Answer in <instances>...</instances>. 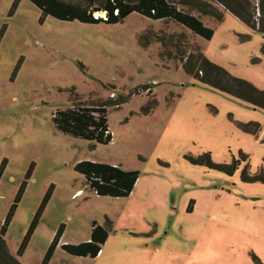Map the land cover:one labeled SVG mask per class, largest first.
Wrapping results in <instances>:
<instances>
[{
	"label": "rangeland",
	"instance_id": "rangeland-1",
	"mask_svg": "<svg viewBox=\"0 0 264 264\" xmlns=\"http://www.w3.org/2000/svg\"><path fill=\"white\" fill-rule=\"evenodd\" d=\"M14 1L0 0V229L27 184L6 236L10 254L52 189L22 264H42L61 225L62 241L77 245L93 222L110 223L96 259L58 247L50 264H264V111L182 67L202 52L264 90V34L215 0L202 1L222 22L180 6L214 29L211 40L138 14L117 25L43 18L31 0L9 18ZM78 102L111 104L109 145L55 129L52 114ZM205 154L238 169L229 175L191 162ZM82 161L140 177L128 198L101 197L76 172Z\"/></svg>",
	"mask_w": 264,
	"mask_h": 264
},
{
	"label": "trees",
	"instance_id": "trees-1",
	"mask_svg": "<svg viewBox=\"0 0 264 264\" xmlns=\"http://www.w3.org/2000/svg\"><path fill=\"white\" fill-rule=\"evenodd\" d=\"M21 0H15L8 17L15 14ZM233 15L247 24L253 30L264 34V0L253 4L251 0H215ZM40 10L43 18L52 17L63 22H79L88 25H117L123 23L130 15L138 14L152 21L172 20L205 40H211L214 29L207 27L203 21L191 12L181 7H192L193 10L206 16L223 21L224 16L209 3L202 0H31ZM99 15V16H98ZM5 32V26L1 35ZM184 72L200 84L214 90L226 93L240 102L264 111V90H259L252 83L233 77L223 67L212 63L202 52L191 53L182 60ZM109 102L100 105H85L74 103L65 109H58L52 114L55 129L63 135L89 141L98 145H109L113 140L109 127ZM194 165L205 166L232 175L238 169V162L233 165L214 163L210 154L200 159H191ZM6 161L0 167V179L6 169ZM75 170L85 177L89 187L98 196L114 199L128 198L133 192L140 177V172L125 170L120 166L94 161L79 162ZM247 180L245 176L242 177ZM264 182V178L260 177ZM24 182L15 197L7 217L0 229V264H22L20 259L28 248L39 221L48 205L52 189L46 194L37 211L16 256L10 254L6 236L13 221L16 210L21 202L26 188ZM110 223L100 225L93 222L91 236L88 241L73 244H63L61 248L76 257L96 259L102 251L110 235ZM64 234L61 225L42 261L50 264L55 251Z\"/></svg>",
	"mask_w": 264,
	"mask_h": 264
},
{
	"label": "crops",
	"instance_id": "crops-1",
	"mask_svg": "<svg viewBox=\"0 0 264 264\" xmlns=\"http://www.w3.org/2000/svg\"><path fill=\"white\" fill-rule=\"evenodd\" d=\"M116 166V165H115ZM137 184V183H136ZM136 186V185H135ZM135 189V188H134ZM8 234V233H7ZM33 237V236H32ZM90 238H88V240H89ZM88 240H86V241H88ZM108 240V239H107ZM31 242V241H30ZM63 244H66L64 241H62V238H61V240H60V243H59V245H58V247H60L61 248V246L63 245ZM104 246V245H103ZM57 247V248H58ZM102 249H103V247H102ZM53 259V258H52ZM52 261V260H51Z\"/></svg>",
	"mask_w": 264,
	"mask_h": 264
},
{
	"label": "built area",
	"instance_id": "built-area-1",
	"mask_svg": "<svg viewBox=\"0 0 264 264\" xmlns=\"http://www.w3.org/2000/svg\"><path fill=\"white\" fill-rule=\"evenodd\" d=\"M142 92H145V91H142ZM142 92H141V93H142ZM149 92H150V88L147 90V92H146V93H149Z\"/></svg>",
	"mask_w": 264,
	"mask_h": 264
},
{
	"label": "bare ground",
	"instance_id": "bare-ground-1",
	"mask_svg": "<svg viewBox=\"0 0 264 264\" xmlns=\"http://www.w3.org/2000/svg\"><path fill=\"white\" fill-rule=\"evenodd\" d=\"M99 16V15H98Z\"/></svg>",
	"mask_w": 264,
	"mask_h": 264
}]
</instances>
